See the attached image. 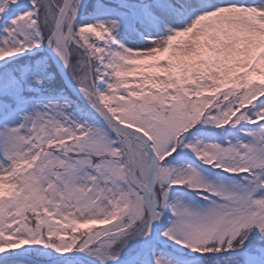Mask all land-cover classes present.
<instances>
[{"label":"snow or ice","instance_id":"1","mask_svg":"<svg viewBox=\"0 0 264 264\" xmlns=\"http://www.w3.org/2000/svg\"><path fill=\"white\" fill-rule=\"evenodd\" d=\"M191 260L264 264V0H0V264Z\"/></svg>","mask_w":264,"mask_h":264},{"label":"rangeland","instance_id":"2","mask_svg":"<svg viewBox=\"0 0 264 264\" xmlns=\"http://www.w3.org/2000/svg\"><path fill=\"white\" fill-rule=\"evenodd\" d=\"M241 2L252 3V2H254V0H241ZM119 39L121 40L122 43H126L127 46H129V47L146 43V41L143 40V37L139 36V35L138 36L121 35L119 37ZM146 63H151V61H147ZM139 71H147V69H140ZM255 79L258 80L259 77H256ZM134 82L135 81H132V83H134ZM224 90H226V88L221 89V91H224ZM205 95H211V93L206 91ZM44 98L45 99H61L62 97L46 95ZM74 115H77V116L79 115V109H77L76 112H74ZM231 131H234V130H231ZM224 138H225L224 134L219 132V130H216V131L211 132V133H205L204 135L201 136V139H204V140L215 139V140H218L220 142H223ZM191 162H194L196 165H198L201 168V170L204 172V174L206 176H208L210 179H213V180L224 179L227 182H230L234 179L233 177L227 176L226 174L222 175L219 172V170H211L207 166L200 165L198 161H195V158L191 155V153H188L187 156L181 158L179 161H175L174 163L184 164V163H191ZM177 195H182L183 198H185L186 200H188L190 202L200 203L198 196H196L194 193L187 192L186 190H184L181 193H177ZM96 227L97 228L103 227V225H97ZM189 264H201V262L196 261V260H191V261H189Z\"/></svg>","mask_w":264,"mask_h":264},{"label":"trees","instance_id":"3","mask_svg":"<svg viewBox=\"0 0 264 264\" xmlns=\"http://www.w3.org/2000/svg\"><path fill=\"white\" fill-rule=\"evenodd\" d=\"M65 86H66V83H65ZM52 96H59L57 93H53V94H51ZM73 96L75 97V95L73 94ZM76 103L78 104V105H80L81 107H83V106H85V104L81 101V100H79V99H77L76 100ZM97 225H93V226H90L93 230H95L97 227H96ZM86 229H84V228H81L80 229V231L82 232V231H85ZM78 234V233H77ZM50 251V250H49ZM39 261H46V260H48V259H51V257L50 256H47V255H40V256H38V258H37Z\"/></svg>","mask_w":264,"mask_h":264},{"label":"water","instance_id":"4","mask_svg":"<svg viewBox=\"0 0 264 264\" xmlns=\"http://www.w3.org/2000/svg\"><path fill=\"white\" fill-rule=\"evenodd\" d=\"M73 94L76 95L75 93H73ZM79 100H81L85 105L87 104V102L84 101L82 97H80Z\"/></svg>","mask_w":264,"mask_h":264}]
</instances>
